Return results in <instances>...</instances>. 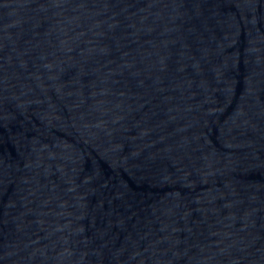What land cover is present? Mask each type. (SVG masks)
<instances>
[{
  "label": "water",
  "instance_id": "95a60500",
  "mask_svg": "<svg viewBox=\"0 0 264 264\" xmlns=\"http://www.w3.org/2000/svg\"><path fill=\"white\" fill-rule=\"evenodd\" d=\"M0 264H264V0H0Z\"/></svg>",
  "mask_w": 264,
  "mask_h": 264
}]
</instances>
